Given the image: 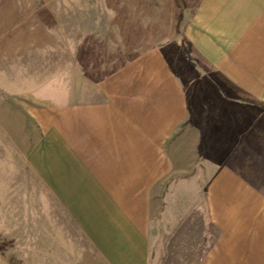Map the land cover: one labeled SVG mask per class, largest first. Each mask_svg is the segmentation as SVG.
Masks as SVG:
<instances>
[{
  "label": "crops",
  "instance_id": "0c3cea01",
  "mask_svg": "<svg viewBox=\"0 0 264 264\" xmlns=\"http://www.w3.org/2000/svg\"><path fill=\"white\" fill-rule=\"evenodd\" d=\"M195 1L178 21L175 0H76L53 21L49 86L6 73L24 163L81 239L39 264H264V114L226 162L191 129L185 77L264 105V0Z\"/></svg>",
  "mask_w": 264,
  "mask_h": 264
},
{
  "label": "rangeland",
  "instance_id": "374dc122",
  "mask_svg": "<svg viewBox=\"0 0 264 264\" xmlns=\"http://www.w3.org/2000/svg\"><path fill=\"white\" fill-rule=\"evenodd\" d=\"M75 1L0 0V85L5 84L6 73L14 72L17 77L25 72L31 85L45 80L49 86L53 80V21ZM175 2L178 21L187 10L191 21L197 17L195 0ZM185 77L190 81V126L203 130L201 146L225 151L221 156L227 157L226 162L244 156L236 153L237 146L246 140V126L251 124L248 115L264 114L262 102H227L221 91L213 88L212 75L198 73L194 64ZM230 115L236 120L230 121ZM31 129L21 99L0 87V264H39L54 256L56 243L81 240L67 225L58 203L49 198L24 163ZM230 150L234 153L228 154ZM199 159L203 160V155Z\"/></svg>",
  "mask_w": 264,
  "mask_h": 264
}]
</instances>
